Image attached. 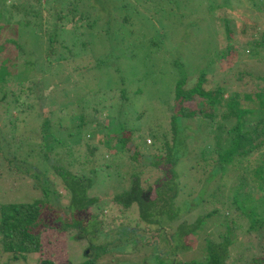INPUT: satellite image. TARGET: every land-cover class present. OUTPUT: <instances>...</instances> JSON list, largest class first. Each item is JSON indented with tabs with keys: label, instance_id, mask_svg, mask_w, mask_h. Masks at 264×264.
<instances>
[{
	"label": "rangeland",
	"instance_id": "374dc122",
	"mask_svg": "<svg viewBox=\"0 0 264 264\" xmlns=\"http://www.w3.org/2000/svg\"><path fill=\"white\" fill-rule=\"evenodd\" d=\"M262 39L264 43V0H0V62L9 59L11 72L0 84V206L43 198L39 179L48 183L54 177L42 157L41 128L47 123L54 142L50 157L70 172L86 175L78 168L79 154L85 145L99 152L106 137L112 150L126 155L115 160L122 178L105 168L92 177L87 195L98 200L91 214L100 232L90 238L108 250L116 247L119 226L134 230L123 252L97 254L87 240L77 238V229L58 227L56 245L44 244L40 254L11 260L13 254L0 247V264H153V256L187 263L203 259L208 242H222L220 221L231 230L224 264L264 260V230L246 229L240 211L256 207V215L264 218V183L253 176L257 166L264 167V143L206 180L218 160L217 149L211 152L214 140L225 148L236 121L226 116L229 98L254 111L244 117L242 130L264 121V109L257 104V94L264 92ZM202 71V89L220 88L222 96L214 106L197 96L184 103L212 118L198 112L182 121L190 129L184 134L193 135L176 152L177 162L184 163L176 166L180 190L172 209L179 213L166 223L162 214L158 217V207L152 211L157 225L143 227L136 207L121 210L110 196L123 192L137 176L143 190L152 187L148 197H154L168 166L136 164L129 154L133 146L145 156L165 154L150 145L153 135L170 136L174 83L184 77L182 90L187 91ZM118 132L128 138L122 152L114 146L115 136H108ZM260 140L261 135L254 144ZM200 149L210 153L208 160ZM3 157L14 158L16 165L6 168ZM29 170L39 172L38 177ZM61 201L67 205L68 196ZM185 202L190 209L185 210ZM42 213V222L54 227L58 213ZM178 226L196 227L195 233L177 239Z\"/></svg>",
	"mask_w": 264,
	"mask_h": 264
},
{
	"label": "trees",
	"instance_id": "16d2710c",
	"mask_svg": "<svg viewBox=\"0 0 264 264\" xmlns=\"http://www.w3.org/2000/svg\"><path fill=\"white\" fill-rule=\"evenodd\" d=\"M13 44V43H12ZM263 39L261 40V44L263 45ZM1 52V48H0ZM50 55V53H49ZM9 63L8 60H4L0 62V84L5 82V78L11 75L9 69H7ZM205 71H202L198 76L197 81L191 87V89L187 91L182 90V86L184 84V77L176 79L173 88V105L168 110L170 111V121H169V131L170 136L166 140L164 137L160 139L157 137L153 139L155 135L152 136V143L150 147L154 148L155 152H159L164 150L165 154H154L153 156L149 154L148 156L142 155L138 151H136V147L132 150V154L130 152V161L141 164L149 163L151 166L155 168H159L160 166H168L167 169V178L165 175L164 169L161 171L164 175V179L160 180V185L154 187L153 193L154 197L149 198V190L152 187H149L143 190L138 182L137 176H133L130 178L129 186L121 193H113L110 196L111 202L115 206H119L121 210H128L133 206L137 208V219L140 222V225L143 227H149L150 225H157V221L155 222L154 211L159 207V215L162 214L164 222L168 223L172 219H174L179 211L177 209H172L173 200L177 190H180L179 186V173L176 169V166L180 164L182 166L183 162H177L176 152L178 151V147L184 145L189 138L193 135V132H190L192 135H185V131H189L188 127H182V121L184 119H191L192 117H196L198 112H201L203 115L212 118V115L207 111H203L202 109H189L184 106V103L192 102L194 96L199 98H207L209 105L214 106L220 103V97L222 96L221 89L217 88L213 91H204L202 89L203 77L205 76ZM257 98H259L258 105L264 109V92L257 94ZM235 97H230L229 102L227 104L228 112L226 114L229 118H234L236 121L234 125L228 130L230 137L228 138V142L225 143L227 146L223 149L219 146L218 139L214 140V148L211 149V152L217 153V164L213 166V170L211 174L208 175L206 180H212L214 176L219 173L224 172V166L231 164L234 160H236L237 156H245L250 153V151H254L256 148L260 147L261 144L264 143V121L259 122L256 126L250 129H244V117L250 114L253 110L248 107H242L239 103L234 102ZM225 100H223L224 102ZM226 102V101H225ZM224 102V103H225ZM254 112V111H253ZM201 126V123L199 124ZM50 128L47 123L42 126L41 132L44 134L43 144H44V153H43V161L47 163L46 168H49L48 172H50L54 177H52V181H48L46 183L45 179H39V184H41V192L43 198L41 200L29 201L26 203H12L7 205L0 206V247L5 253L13 254L12 258H16L19 256L21 259H25L24 254H40L43 250V245L53 244L56 245V236H57V228L59 231L68 230L69 228H75L78 230V239H85L89 243L88 249H92L97 252V254L104 253L108 251L120 250L123 252L127 248V244L125 241L131 238V233L134 232L132 228L127 226H119L117 231L120 233V237H116L117 243L116 247L112 249L109 248L107 250L106 245H98L95 244V239H91L90 236L95 233L100 232L97 224L95 222V216L91 214V210L94 206L97 205L98 200L94 198H89L87 195V191L91 188L92 185V177L95 176L101 170L108 169L113 170L117 177L122 178V175L118 174V169L116 165L118 155V151L112 150L110 147V140L107 141V137L104 141L100 140L102 144V148L100 147V151H97L96 146L87 147L85 145L83 153L79 154V165L81 172H86L85 174H76V172H70L69 169L63 167V164L59 160H53L50 157V152L52 150V142L51 135L48 134V129ZM198 127V126H197ZM93 136L92 134H90ZM261 135V140L255 145L254 140H258ZM107 136V133H106ZM108 136L114 137L117 140L115 146L116 149H120V151L127 150L126 143L128 138L126 134H120L119 132L115 135V133H109ZM187 136L189 138H187ZM112 139V138H111ZM170 139V140H169ZM73 141L76 145L79 144V139L73 138ZM56 142V140H55ZM155 142H158L155 144ZM83 144V142H80ZM144 147L145 143L143 142ZM93 145V144H92ZM113 146V147H114ZM117 152V153H115ZM202 158L208 160V151L199 150ZM120 157L126 158V155H122ZM6 161V168L11 169L16 165V161L11 157H3ZM70 166V164L68 165ZM183 167L180 168V170ZM35 171V170H34ZM29 170V172L38 177L39 172H34ZM113 173V175H114ZM253 176L255 177L257 183H264V167L259 165L253 171ZM44 182L46 185H44ZM263 187V186H262ZM166 193H171V195H166ZM235 195V193H234ZM64 196H68V204H62L61 199ZM234 197V196H233ZM201 200L200 195L195 197V202H199ZM186 206H183L185 210L190 209V206L185 202ZM46 209L48 212L54 209L55 213H58L55 221L52 223L54 227L47 226L44 222H42L43 213L42 211ZM244 207L240 208V211L243 216L246 217L248 227L246 229H254L259 228L264 230V218H260L256 215L255 209L256 207L250 206L249 209L244 210ZM157 214V212H156ZM209 215V214H208ZM207 215V216H208ZM156 216V215H155ZM198 220V219H197ZM199 222V220H198ZM56 223L58 226H55ZM60 225V226H59ZM87 228H85V226ZM220 225L224 226V234L222 235V242L216 244L215 242H208L206 245L207 254L204 255L203 259L190 261L187 263H175V264H224L225 254H227V248L230 245L229 235L231 230L228 229V225L225 222L220 221ZM89 227V228H88ZM194 227H182L178 226L175 229V238L179 239L184 237L187 234H194ZM233 231V230H232ZM116 232V231H115ZM168 234L167 231L165 232ZM99 234V233H98ZM231 236V235H230ZM83 237V238H82ZM174 239V238H172ZM108 243L111 241H107ZM169 242V240H168ZM106 243V244H108ZM153 264L156 261V264H173L165 261L164 259H160L157 256H153ZM35 264H52L47 260H41ZM82 264H90L89 262H84ZM248 264H264V260H251V263Z\"/></svg>",
	"mask_w": 264,
	"mask_h": 264
}]
</instances>
